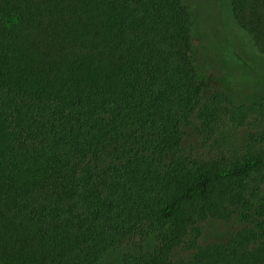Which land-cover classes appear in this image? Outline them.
Masks as SVG:
<instances>
[{
    "label": "trees",
    "instance_id": "1",
    "mask_svg": "<svg viewBox=\"0 0 264 264\" xmlns=\"http://www.w3.org/2000/svg\"><path fill=\"white\" fill-rule=\"evenodd\" d=\"M218 2L232 79V37L264 58V0ZM195 30L188 0H0V264H264V104L204 94ZM222 111L244 143L182 147Z\"/></svg>",
    "mask_w": 264,
    "mask_h": 264
},
{
    "label": "rangeland",
    "instance_id": "2",
    "mask_svg": "<svg viewBox=\"0 0 264 264\" xmlns=\"http://www.w3.org/2000/svg\"><path fill=\"white\" fill-rule=\"evenodd\" d=\"M210 1L216 5L210 4ZM215 1L218 0H188L196 27V35L193 38L194 52L197 54L198 65L207 83L204 94L206 96L221 94L224 101L227 100L230 102L229 105L235 107L264 104V58H259L256 61L250 54L248 55L245 47L249 45L247 38L243 37L241 41H237L236 38L232 37L237 46V63L236 68L231 72L230 78L232 79H228L227 71L217 65V62L222 59V49L226 45L228 35H226L225 22H222L224 18L222 14L219 15L222 11V5H220V2L216 3ZM210 11H213V18L217 21L215 24L212 23L213 19H210L207 15ZM250 77L261 78V84L251 83L245 85L246 87H241L240 79L249 81ZM227 118L228 116H225L222 111L221 124L218 126L212 125V129L202 128L198 122H194L186 129L182 147L186 150L193 149L195 152H205L210 148L215 149V146H209L210 143L213 144V139L217 134L229 137L234 144L233 147H239L240 143L245 142L249 130L245 127H239L234 131L235 133L227 131L226 128L222 127V124L225 125ZM241 226L242 224L236 219L227 221L208 220L201 226L199 242L204 244L222 241ZM113 256L108 258L107 264H115Z\"/></svg>",
    "mask_w": 264,
    "mask_h": 264
}]
</instances>
